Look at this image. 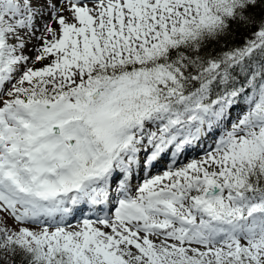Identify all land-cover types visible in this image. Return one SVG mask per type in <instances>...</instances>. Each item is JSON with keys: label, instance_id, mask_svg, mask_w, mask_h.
Wrapping results in <instances>:
<instances>
[{"label": "snow or ice", "instance_id": "6c2138e0", "mask_svg": "<svg viewBox=\"0 0 264 264\" xmlns=\"http://www.w3.org/2000/svg\"><path fill=\"white\" fill-rule=\"evenodd\" d=\"M0 264H264V0H0Z\"/></svg>", "mask_w": 264, "mask_h": 264}, {"label": "rangeland", "instance_id": "374dc122", "mask_svg": "<svg viewBox=\"0 0 264 264\" xmlns=\"http://www.w3.org/2000/svg\"><path fill=\"white\" fill-rule=\"evenodd\" d=\"M9 223H11V221H9Z\"/></svg>", "mask_w": 264, "mask_h": 264}]
</instances>
